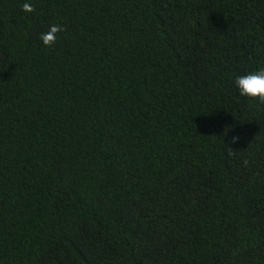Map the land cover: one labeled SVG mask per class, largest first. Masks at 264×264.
Masks as SVG:
<instances>
[{
    "label": "trees",
    "instance_id": "trees-1",
    "mask_svg": "<svg viewBox=\"0 0 264 264\" xmlns=\"http://www.w3.org/2000/svg\"><path fill=\"white\" fill-rule=\"evenodd\" d=\"M261 67L264 0H0V264H264Z\"/></svg>",
    "mask_w": 264,
    "mask_h": 264
},
{
    "label": "clouds",
    "instance_id": "clouds-1",
    "mask_svg": "<svg viewBox=\"0 0 264 264\" xmlns=\"http://www.w3.org/2000/svg\"><path fill=\"white\" fill-rule=\"evenodd\" d=\"M22 9L25 12L31 13L34 11V7L31 3L25 2L22 5ZM63 30V26L53 24L49 26L48 31L40 34V40L46 47H52L56 44L58 34ZM236 87L239 90L241 96L258 99L261 103H264V67L259 68L256 71L250 72L246 75L237 76L234 80ZM230 126H226L224 132H229ZM240 140L239 134L231 137L227 141L230 145L238 143ZM248 161H245L247 164Z\"/></svg>",
    "mask_w": 264,
    "mask_h": 264
}]
</instances>
